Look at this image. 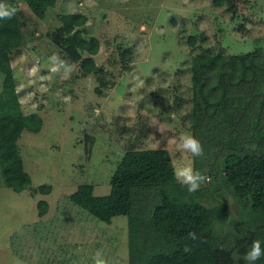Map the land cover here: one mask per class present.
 Returning a JSON list of instances; mask_svg holds the SVG:
<instances>
[{
    "label": "rangeland",
    "instance_id": "1",
    "mask_svg": "<svg viewBox=\"0 0 264 264\" xmlns=\"http://www.w3.org/2000/svg\"><path fill=\"white\" fill-rule=\"evenodd\" d=\"M0 2L22 9L16 14L18 42L9 52L17 97L3 96L18 98L22 113L32 118L17 139L29 187L14 191L0 181V264H94L97 250L110 264H128L127 216L102 221L69 195L82 184L91 185L96 196L107 194L110 174L130 148L163 147L173 165L193 166L194 157L175 149L181 134L193 135L209 150L207 163H197L209 179L194 196L207 206L225 205L216 230L221 238L232 236V220L240 221L243 206L224 183L211 188L208 172L213 166L222 177L229 132L215 133L206 124L196 132L191 56L207 47L264 51V0H224L221 6L212 0H55L41 18L22 1ZM62 12L86 16L80 27L85 37L99 40L92 57L103 68V82L83 73L80 62L52 42L49 33L61 24ZM53 56L72 67L68 78L51 72ZM2 81L0 72V94ZM158 126L171 130L161 133ZM249 126L240 123L233 131L247 135ZM39 185L51 190L43 194ZM41 199L47 203L42 214Z\"/></svg>",
    "mask_w": 264,
    "mask_h": 264
},
{
    "label": "trees",
    "instance_id": "2",
    "mask_svg": "<svg viewBox=\"0 0 264 264\" xmlns=\"http://www.w3.org/2000/svg\"><path fill=\"white\" fill-rule=\"evenodd\" d=\"M21 1L38 18L55 2L17 0ZM212 3L221 6L224 0ZM59 19L61 24L49 33L52 42L71 60L79 61L83 73L96 74L103 82V68L92 57L98 51L99 40L85 37L80 27L86 16L62 12ZM18 20V15L0 20V181L14 191L29 187L31 181L23 167L17 139L32 118L22 113L18 98L3 96L13 93L17 97L9 52L18 42ZM195 41L193 35L188 36L191 46ZM190 82L196 132H201L205 124L215 133L229 132L220 158L222 177L214 173L213 166L208 172L212 175L211 188L224 183L242 204L240 221L232 220L234 234L227 237L225 233L221 238L216 225L223 222L225 205L207 206L188 192L175 179L166 148L127 149L110 174L107 194L96 196L91 185L82 184L69 199L105 222L115 215L127 216L128 264H234L237 259L244 263V255L254 240L264 248V51L226 53L207 47L191 56ZM14 107H18L17 112H3ZM245 122L250 125L249 134L233 131L240 123L245 127ZM205 147L204 156L209 154ZM203 157L193 162L194 170L202 174L198 164L207 163ZM36 190L46 194L51 186L39 185ZM46 204L44 199L38 201L40 214ZM189 232L197 233L198 239L191 240ZM236 234L241 237L236 239ZM185 245L191 247L189 253L183 251ZM255 264H264V257Z\"/></svg>",
    "mask_w": 264,
    "mask_h": 264
},
{
    "label": "clouds",
    "instance_id": "3",
    "mask_svg": "<svg viewBox=\"0 0 264 264\" xmlns=\"http://www.w3.org/2000/svg\"><path fill=\"white\" fill-rule=\"evenodd\" d=\"M18 11H22V9H18L16 6H11L4 2H0V20H11ZM51 61L52 73L61 74L63 78H68L70 76L72 67L67 65L65 61L61 60L57 56L51 57ZM157 130L161 133H165L167 130L171 129L160 128L158 126ZM173 143L176 150L184 153H189L194 158L204 156L202 143L199 139L191 134H181L178 140L174 141ZM174 177L179 183L184 185L187 188V191L190 193H195L196 191H198L200 186L203 183H206L209 179L201 172L194 170L191 163L187 165H176L174 163ZM188 237L193 241L198 239L197 233L195 232H189ZM183 251L185 253H189L191 251V247L185 245ZM261 257H264V248L261 247V242L259 240H254L252 242L250 250L245 253L244 259L247 261V264H255V262L258 261ZM93 261L94 264H110V261L105 258L101 250L96 251L93 257Z\"/></svg>",
    "mask_w": 264,
    "mask_h": 264
}]
</instances>
